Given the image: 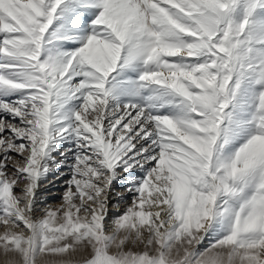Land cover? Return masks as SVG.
<instances>
[{
  "label": "snow or ice",
  "instance_id": "6c2138e0",
  "mask_svg": "<svg viewBox=\"0 0 264 264\" xmlns=\"http://www.w3.org/2000/svg\"><path fill=\"white\" fill-rule=\"evenodd\" d=\"M0 229V264H264V0H0Z\"/></svg>",
  "mask_w": 264,
  "mask_h": 264
},
{
  "label": "bare ground",
  "instance_id": "6f19581e",
  "mask_svg": "<svg viewBox=\"0 0 264 264\" xmlns=\"http://www.w3.org/2000/svg\"><path fill=\"white\" fill-rule=\"evenodd\" d=\"M65 179H67V176L61 177L60 179H54L51 176L49 177V181L51 182H45L44 188H42L40 191V195H41V205L40 206L41 207L43 205H51L52 208H56L60 205V203L62 202L63 192L66 187L63 183ZM116 187H117V190L123 191V187L121 185L118 184ZM58 197L60 198L57 199ZM56 201H60V202L58 203ZM129 202H130V198H129ZM124 207L125 205L121 204L120 211H123ZM112 211L115 212V209H112Z\"/></svg>",
  "mask_w": 264,
  "mask_h": 264
},
{
  "label": "rangeland",
  "instance_id": "374dc122",
  "mask_svg": "<svg viewBox=\"0 0 264 264\" xmlns=\"http://www.w3.org/2000/svg\"><path fill=\"white\" fill-rule=\"evenodd\" d=\"M49 193H50V192H49ZM59 198H60V197H58L57 199H59ZM56 202H58V203H59L60 201H56Z\"/></svg>",
  "mask_w": 264,
  "mask_h": 264
}]
</instances>
